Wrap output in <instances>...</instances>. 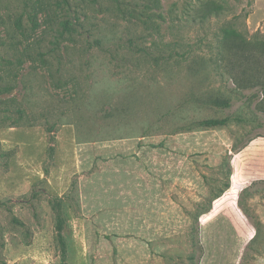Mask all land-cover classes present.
I'll return each mask as SVG.
<instances>
[{
  "label": "rangeland",
  "instance_id": "1",
  "mask_svg": "<svg viewBox=\"0 0 264 264\" xmlns=\"http://www.w3.org/2000/svg\"><path fill=\"white\" fill-rule=\"evenodd\" d=\"M263 135L264 0H0V264H264Z\"/></svg>",
  "mask_w": 264,
  "mask_h": 264
},
{
  "label": "trees",
  "instance_id": "2",
  "mask_svg": "<svg viewBox=\"0 0 264 264\" xmlns=\"http://www.w3.org/2000/svg\"><path fill=\"white\" fill-rule=\"evenodd\" d=\"M223 9H224L223 6L218 5V4H216L215 2H212V1H207V2H204L202 4V6H199L197 8L196 13H197V15L199 17L203 18V17H209L211 15L220 14ZM66 24H69V23H66ZM16 25H17V28L19 29V31L22 34H25V27H24V23H23V15H21V16H19L17 18ZM227 32L228 33H232L234 31L229 29V30H227ZM225 104H226V106H230L229 102H226ZM227 121H228L227 118H225V119H206V120H203L201 122V124L207 125V126H217V125L225 124ZM227 164H228L227 165V175H228L227 186L230 187V185H231L230 179H231V176L233 174V169H232L230 161Z\"/></svg>",
  "mask_w": 264,
  "mask_h": 264
},
{
  "label": "crops",
  "instance_id": "3",
  "mask_svg": "<svg viewBox=\"0 0 264 264\" xmlns=\"http://www.w3.org/2000/svg\"><path fill=\"white\" fill-rule=\"evenodd\" d=\"M258 142H259L258 139H253V140H251L250 144L247 145L245 148V158H246L245 159V161H246V168L245 169H246V171H245V177L242 178V182L244 183V186L241 187L242 189L244 187L248 186L249 183H252V182H254V180L259 178L258 176L255 175L258 173V171H254L253 167H251V169L249 170V154L251 155L253 153L254 147L257 146ZM260 148H261V152H262V160L264 161V135L261 136V139H260ZM233 165H234V172L233 173H235V169L237 167L242 169L239 160L236 158L233 160ZM259 173L261 174L260 178L264 182V165L262 166ZM232 185H233V179H232Z\"/></svg>",
  "mask_w": 264,
  "mask_h": 264
}]
</instances>
